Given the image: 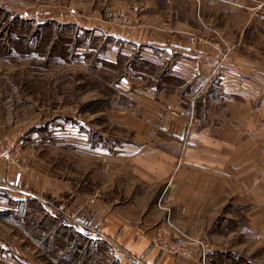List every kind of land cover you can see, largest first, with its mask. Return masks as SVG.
Returning <instances> with one entry per match:
<instances>
[{
    "label": "crops",
    "instance_id": "0c3cea01",
    "mask_svg": "<svg viewBox=\"0 0 264 264\" xmlns=\"http://www.w3.org/2000/svg\"><path fill=\"white\" fill-rule=\"evenodd\" d=\"M152 1L156 4L136 12L140 17L136 27L116 31L98 26L95 32L115 40L107 53L113 63L121 54L170 67L172 76L191 85L192 107L209 109V121L202 124L201 118L191 114L178 91L160 93L157 98L156 87L134 88L126 94L134 102L133 110L114 109L110 120L132 131L131 141L105 148L74 136V154L102 185L100 194L90 201L98 231L139 264H203L196 245L173 255L161 253L154 245L158 228L169 220L203 242L207 264L212 252L227 248L218 243H233L237 233L231 229L221 237L218 219L228 226L242 221L247 231L242 232L246 237L241 241L249 248L246 258L261 264L264 53L248 37L250 31L263 30L264 0H188L192 14L188 8L186 13L179 12L174 7L178 0ZM157 2L168 4L161 8ZM197 15L195 24L190 22ZM200 20L218 37L211 29H202ZM189 29L198 43L182 38ZM129 83L124 78L120 86ZM3 172L0 197L7 198L16 194L23 174L17 173L13 184ZM32 181L41 188L40 179ZM28 191H17L24 195L16 198L35 194ZM8 208L7 201L0 203L3 216ZM7 230L0 229V264H40L27 241Z\"/></svg>",
    "mask_w": 264,
    "mask_h": 264
},
{
    "label": "rangeland",
    "instance_id": "374dc122",
    "mask_svg": "<svg viewBox=\"0 0 264 264\" xmlns=\"http://www.w3.org/2000/svg\"><path fill=\"white\" fill-rule=\"evenodd\" d=\"M154 2L0 0V172L4 170L3 176L13 184L17 173H22V183L15 189L35 191L25 199H17L24 195H17V191L13 196L0 197V203L7 201L9 207L4 211L6 216L0 213V229L24 238L37 252L40 264H56L49 258L52 247L46 245L54 240L53 233L82 241L84 247L74 264H79L80 257H86L84 264H139L98 231L96 209L90 201L100 194L102 185L73 151L75 137L83 136L91 146L103 144L105 148L119 147L134 138L132 131L110 122L114 109L133 110L134 102L126 96L129 89L156 87L157 98L160 93L178 91L182 105L191 114L201 118L202 124L209 121V109L192 107L191 85L172 76L170 67L121 54L113 63L107 53L115 40L95 32L98 26L116 31L136 27L140 21L136 14ZM167 4L157 2L161 8ZM174 7L182 13L188 8L187 13L192 14L188 0H178ZM195 19L198 15L189 20L195 24ZM204 28L211 29L207 25ZM261 29L258 33L250 31L248 41L257 43L264 53V27ZM190 30L182 38L198 43L199 38ZM211 33L218 37L213 29ZM124 78L130 82L128 87L120 86ZM5 151L10 152V160L5 158ZM36 178L41 188L34 185L32 179ZM23 212L27 214L20 218ZM217 223L221 237L231 229L237 233L233 243H218L227 248L212 252L207 264H257L246 258L249 248L241 241L246 237L242 236L246 227L239 221L230 226L222 219ZM63 242L67 243L64 238ZM241 244L245 251H241ZM52 245L56 247L55 242ZM75 252L74 246L61 251L69 258ZM200 260L206 263L202 257Z\"/></svg>",
    "mask_w": 264,
    "mask_h": 264
},
{
    "label": "built area",
    "instance_id": "2783aa9c",
    "mask_svg": "<svg viewBox=\"0 0 264 264\" xmlns=\"http://www.w3.org/2000/svg\"><path fill=\"white\" fill-rule=\"evenodd\" d=\"M192 41H195V39L192 38ZM4 156L7 160L11 159L9 151H5ZM154 245L161 253L167 255L177 254L187 246L196 245L201 250L202 259L205 261L207 257L205 245L201 241L192 238L169 220H167L164 227L158 228Z\"/></svg>",
    "mask_w": 264,
    "mask_h": 264
},
{
    "label": "trees",
    "instance_id": "16d2710c",
    "mask_svg": "<svg viewBox=\"0 0 264 264\" xmlns=\"http://www.w3.org/2000/svg\"><path fill=\"white\" fill-rule=\"evenodd\" d=\"M26 214L27 213L23 212V215H21L20 218H24L26 216ZM58 214H59L60 217H62V215L60 213H58ZM34 228H35V230H37V227L34 226ZM60 235H61L60 233H56V234L53 233L52 238H54V240L50 239L46 243V245L49 248L52 247V249H50L49 258L53 262H56V264H74L75 261H76V258L79 257V254H80L79 253V249L83 248L84 245L82 244V241L81 242H76V241L74 242V239H73V237L71 235L63 236L64 240L67 242L66 244H64L63 238ZM40 240H42V238ZM53 242H55V246L56 247H54L52 245ZM75 243H76V245H75ZM77 243H80V244H77ZM72 246H74V249H76L77 252H75L72 256H70L71 258H69V256L64 255L63 253H61V251H63V249H67L69 247L71 248ZM99 253H102V249L99 250ZM88 254H89V252H88ZM89 256H90V259H91L92 256L91 255H89ZM85 258L86 257H80L81 261L79 260V264H81L82 261H83V264H84V259Z\"/></svg>",
    "mask_w": 264,
    "mask_h": 264
}]
</instances>
